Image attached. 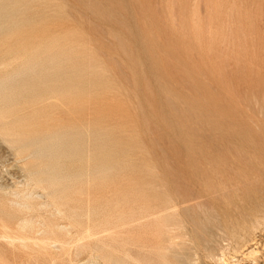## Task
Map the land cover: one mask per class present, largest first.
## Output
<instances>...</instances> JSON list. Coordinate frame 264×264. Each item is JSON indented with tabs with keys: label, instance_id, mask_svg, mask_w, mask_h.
<instances>
[{
	"label": "rangeland",
	"instance_id": "374dc122",
	"mask_svg": "<svg viewBox=\"0 0 264 264\" xmlns=\"http://www.w3.org/2000/svg\"><path fill=\"white\" fill-rule=\"evenodd\" d=\"M262 209L264 0H0V264H264Z\"/></svg>",
	"mask_w": 264,
	"mask_h": 264
},
{
	"label": "bare ground",
	"instance_id": "6f19581e",
	"mask_svg": "<svg viewBox=\"0 0 264 264\" xmlns=\"http://www.w3.org/2000/svg\"><path fill=\"white\" fill-rule=\"evenodd\" d=\"M196 1V0H195ZM107 6V5H106ZM207 8V6H206ZM194 9V8H193ZM207 10V9H206ZM199 21V20H198ZM135 24V23H134ZM191 24V23H190ZM136 26V25H135ZM200 27V26H199ZM249 137V136H248ZM251 141V140H250ZM251 143V142H250ZM40 144V143H39ZM37 146V145H36ZM250 148V147H249ZM242 181H238L234 178H227L226 180H220L217 183H205L203 185V190L201 192V195L199 196V198H195V199H190L186 202H195L196 201V205L198 206V208L200 210H204L203 212L207 215L208 213H210V211H208L206 209V202L208 201L207 199H209L210 197L213 198L214 200H218L223 206V213H224V218H223V222H219V220L217 218H214V220H216L217 223V228L215 229V234L214 236L218 237L220 240L222 239L221 244L225 243V248L228 246V242H227V237H225L224 235H226V232L229 229L234 228L235 226H237L238 223L244 222L245 220L248 221V219H251L250 221H252V219L258 214L261 213V209H257V210H250V208H248V200L247 198H249V194H247L246 191L241 189V185H242ZM156 193V192H155ZM176 197V196H175ZM168 200V199H167ZM168 202V201H167ZM256 204V203H255ZM254 204V205H255ZM260 204V203H259ZM262 204V203H261ZM263 206V205H262ZM259 207V205H258ZM257 207V208H258ZM250 210V211H249ZM161 212V210H159ZM262 211H264L262 209ZM264 213V212H262ZM261 215V214H260ZM264 216V215H263ZM181 218V217H180ZM263 218V217H262ZM262 220V219H261ZM249 221V222H250ZM187 222V221H186ZM256 222V221H255ZM185 224V223H184ZM259 224V223H258ZM187 226V224H185ZM239 225V224H238ZM246 226V225H245ZM251 226V225H250ZM259 226V225H258ZM257 226V227H258ZM264 227V226H263ZM238 228V227H237ZM236 228V229H237ZM240 228V227H239ZM241 229V228H240ZM211 230V229H210ZM209 230V231H210ZM235 230V228H234ZM233 230V231H234ZM263 231V230H262ZM88 232V231H87ZM179 232V231H178ZM230 232V231H229ZM228 232V233H229ZM237 232V231H236ZM239 232V231H238ZM251 232V231H250ZM255 232V231H254ZM257 232V231H256ZM191 233V232H190ZM227 233V235H228ZM241 233V232H240ZM87 234V233H86ZM234 234V233H233ZM243 234V233H242ZM262 234V233H261ZM208 236V235H207ZM233 236V235H232ZM242 236V235H241ZM248 236V235H247ZM213 237V236H212ZM179 236H171L170 237V241H172L173 239H178ZM235 238V237H234ZM0 239H2L4 242H9V243H14V242H24L25 239L22 236H18L17 234L12 233L11 230H9V228L7 226H2V234L0 236ZM258 240V239H257ZM230 241V240H228ZM236 241V240H235ZM252 241V240H250ZM174 242V241H173ZM242 242V241H241ZM254 241H252L253 243ZM244 243V242H243ZM249 242L247 241V245L248 246ZM251 243V244H252ZM255 243V242H254ZM139 247L140 249H146L147 244L145 241V237L144 234H142L141 239L138 241ZM212 244V243H211ZM216 244V243H215ZM230 244V243H229ZM245 244V243H244ZM194 245V244H193ZM220 245V244H219ZM253 245V244H252ZM251 245V246H252ZM197 246V245H196ZM223 246V245H222ZM240 247V246H239ZM250 247V246H248ZM247 247V249H248ZM221 248V246H220ZM224 248V249H225ZM192 249V248H191ZM237 250V249H236ZM239 250V249H238ZM242 250V249H241ZM188 251V250H187ZM203 251V250H202ZM209 251V250H208ZM235 251V250H233ZM246 251V250H245ZM249 251V250H248ZM207 252V251H206ZM237 252V251H236ZM254 252V251H253ZM238 253L240 254V252H237V254L235 253V255H238ZM244 253V251H243ZM249 253V252H248ZM222 254V253H221ZM234 254V253H233ZM223 255V254H222ZM189 256V255H188ZM187 256V257H188ZM194 256V254H193ZM245 256V255H244ZM243 256V257H244ZM251 256V255H250ZM249 256V257H250ZM186 257V258H187ZM222 257V256H221ZM235 257V256H234ZM242 257V259H243ZM248 257V256H247ZM249 259V258H248ZM145 258H142V261L140 262V264H145ZM181 260V259H180ZM186 261V260H185ZM190 262V261H189ZM194 262V261H193ZM232 262V261H231ZM195 263V262H194ZM183 264V263H182ZM186 264V263H185ZM196 264V263H195ZM214 264V263H213Z\"/></svg>",
	"mask_w": 264,
	"mask_h": 264
}]
</instances>
